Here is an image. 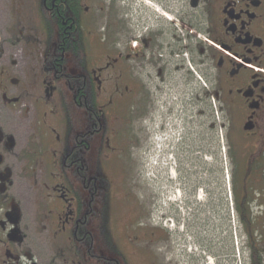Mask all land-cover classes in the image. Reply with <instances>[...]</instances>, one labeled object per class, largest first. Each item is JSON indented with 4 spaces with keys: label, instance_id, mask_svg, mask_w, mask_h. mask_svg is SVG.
Listing matches in <instances>:
<instances>
[{
    "label": "flooded vegetation",
    "instance_id": "obj_1",
    "mask_svg": "<svg viewBox=\"0 0 264 264\" xmlns=\"http://www.w3.org/2000/svg\"><path fill=\"white\" fill-rule=\"evenodd\" d=\"M170 113L225 164L194 262L264 264V0H0V264H160L136 152Z\"/></svg>",
    "mask_w": 264,
    "mask_h": 264
},
{
    "label": "rangeland",
    "instance_id": "obj_2",
    "mask_svg": "<svg viewBox=\"0 0 264 264\" xmlns=\"http://www.w3.org/2000/svg\"><path fill=\"white\" fill-rule=\"evenodd\" d=\"M171 116L172 113L168 118L155 121L154 130L158 132L150 138L151 150L136 152L138 176L134 192L143 204L147 200V205L152 206L153 221L150 223L162 234L150 246L157 261L160 264H196L193 253H199L194 245L198 232L193 206L196 201L207 200L201 189L204 190L210 178L225 179V164L220 155L215 163L209 156L210 150H196L198 145L204 147L209 142L199 136L197 123L186 122V135L182 137V123ZM185 201L190 203L188 208H185ZM118 216L125 220L123 213ZM208 255L203 249L202 258Z\"/></svg>",
    "mask_w": 264,
    "mask_h": 264
}]
</instances>
